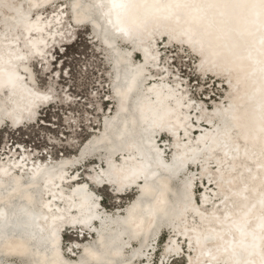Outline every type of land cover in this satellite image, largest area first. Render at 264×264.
Listing matches in <instances>:
<instances>
[{
	"label": "bare ground",
	"instance_id": "6f19581e",
	"mask_svg": "<svg viewBox=\"0 0 264 264\" xmlns=\"http://www.w3.org/2000/svg\"><path fill=\"white\" fill-rule=\"evenodd\" d=\"M58 1L0 0V130L3 120L15 130L29 126L35 122L38 111L50 105L53 98H48L52 92L37 87L33 64L38 61L41 69L50 68L47 53L57 42L64 41L58 34L65 28L64 13L70 11L72 15L67 18L73 17L75 23L71 20L72 25L89 24L94 31L92 40L101 43L107 51L106 56L113 58L114 93L109 89L111 99L108 102L115 103L117 110L115 114L111 113L109 120L103 121L100 131L104 136L99 137L102 134L99 133L96 137L101 138L99 141L108 139L109 142L115 136L121 138L118 140L120 151L113 155L111 162L112 171L118 174L115 178L106 176L102 181L95 179L94 183L101 185L107 181L106 186L118 196L135 190L137 195L125 208L121 219H117L120 225L96 231L95 244L79 243V238L86 239L84 234L79 235V230L92 232L88 224L75 222L91 204L96 207L101 200L85 183L89 182L88 178L83 181L80 173L87 164L84 151L94 143L93 138L87 139L75 156L63 155L62 160L56 162L31 157L29 150L21 145L15 151L9 148L2 156L0 154V175H6L11 183L0 189V225L5 228H2L0 250L20 253V256L5 258L0 264H88V261L134 264L138 259L141 264L149 263L151 260L146 252L151 251L153 237L160 232V227L154 224L157 213L174 215L180 211L174 209L177 205L182 209V217L170 226L169 241L157 264H169L181 255L184 264H264V19L256 22L260 26L253 28L256 31L254 37L240 33L249 26L248 22H253L254 16L263 14L261 17L264 18L261 0H60L66 8H57L53 15L45 17V11ZM90 7L96 9L97 18L86 16L85 9ZM203 11L206 14L200 29L204 34L199 31L194 34L189 29V21L195 18V12ZM130 18L133 20L126 35L134 33L138 39L147 37L146 42L123 39L121 42L125 47L119 48L117 43L112 51L107 46L109 41L101 38L94 29L95 25L104 23L110 32L122 31V25ZM160 19L162 22L153 27V21ZM143 22L147 26L141 31L138 26ZM175 23L176 27L172 28ZM224 27L228 33L223 34ZM229 32L239 42V47L224 60H212L211 45L217 39L224 41L227 36H232ZM159 40L166 47L185 48L194 54L201 77L211 74L209 78L228 84L224 85L226 93L222 95L227 100L222 107H217L221 110L216 113L220 114L219 121H200L199 113H196L197 122L190 120V113L197 111V107L187 104L185 92L180 93V89L168 83L167 71L152 70L162 64L158 57ZM132 50L139 54L140 61L129 59ZM226 51L230 53L228 46ZM115 58L130 62V67H125L128 74L123 79L119 77L121 70L114 68ZM209 63L213 70L224 71L222 75L202 69ZM154 75L161 78L150 80ZM37 99L42 100L38 102ZM69 99L64 98L66 103ZM130 99H133L130 104L133 111L129 110V104L123 108V101ZM27 110L30 114L21 118L20 114ZM11 111L14 112L5 116ZM26 118H30L28 123ZM139 118L142 121L148 119L147 126L160 125L166 130L145 137L138 135L135 140L131 132L138 128ZM107 124L113 127L109 135ZM189 132H194L193 139ZM163 135L171 140L168 159L163 146L156 143ZM145 140L151 143L156 157L165 163L177 165L179 157L191 159L185 168L199 171L200 181L196 184L201 182L203 188L198 199L194 198L196 178L183 181L176 190L175 175L159 174L157 169L148 166L145 147H142ZM82 155V162L71 164ZM200 160L203 161L199 163ZM94 163L89 178L110 167L106 153L102 157L99 155ZM99 163L101 172L97 168ZM131 175L132 179L128 180ZM3 180L0 176L1 185H4ZM111 181L128 183V186L121 184V188H117ZM14 198L20 203L12 204L7 210V203ZM85 204L88 207L84 208ZM189 207L191 210L188 211ZM120 211L117 207L109 215L117 218ZM94 212L99 214L100 211ZM7 223L20 224V229L12 233V225ZM62 230L78 234V239L73 242L75 245L68 248L73 253H69V257L61 247ZM181 242L188 249L185 254ZM132 245L133 248L145 247L144 255L135 254Z\"/></svg>",
	"mask_w": 264,
	"mask_h": 264
},
{
	"label": "rangeland",
	"instance_id": "374dc122",
	"mask_svg": "<svg viewBox=\"0 0 264 264\" xmlns=\"http://www.w3.org/2000/svg\"><path fill=\"white\" fill-rule=\"evenodd\" d=\"M61 4L59 0L50 9L45 11L44 16L46 17L49 14L53 15L54 10L57 8L58 10L65 9L66 6ZM70 14V11L64 13L62 21L65 28L58 34L64 41L61 43L57 42L56 46L52 47L47 53L50 68L48 70L41 69L38 61H35L33 64L37 87L41 90H49L52 92L53 96L51 95L50 97L53 99L50 101V105L38 111L35 122L29 126L15 130L7 125L8 121H2L4 124L3 129L0 130L1 156L4 152L9 151V148L15 151L21 145L29 150L31 157H35L41 161L46 158H48L49 162L61 161L63 155L65 157H73L79 153V147L87 139L93 138L92 142L97 143L104 136L100 131V128L103 127V121L105 122L106 119L109 120L111 113L115 114L117 110L115 103L113 105L108 102L111 99V93H114L112 81L114 80L115 74L111 64L113 58L111 60L109 56H106L107 51L101 43H98L97 40H92L91 33L94 31H92L91 26L89 24L73 26L71 23V20L74 22L73 17L67 18ZM158 42H160L158 44V57L162 59V64L157 67H152V70L167 71L168 83L175 86L176 89H180V93L185 92L184 99L187 104L191 107H197V111L193 114L190 113V120L194 119L197 122L196 113H199L200 121L211 120L210 117L212 115L221 111L217 107H222L227 100L222 95L226 93V87L224 85L227 86L228 84L224 81L219 82L217 79L209 78L208 75L211 74L201 77V70L197 69L199 64L196 62L197 57L190 53V51H186L185 48L166 47V44L162 43L161 40ZM121 47H125L123 42L119 45V48ZM130 54L131 59L140 61L139 54L135 51H130ZM160 78V75L150 76V80ZM68 97L70 99L66 103V99L64 100V98ZM35 114L34 117L36 116ZM28 119L30 118H26V123H28ZM211 122L214 123V121ZM98 134L101 137L100 139L96 137ZM189 135H191V139L194 138V132H189ZM184 138L185 136L181 138L182 142ZM156 143L159 147L163 146L165 157L168 159L170 156V147H172L171 140L166 135H163V137L157 138ZM194 143L196 142L194 141ZM92 145L90 144L87 148L88 154L86 153L84 155L87 164L80 171L82 180L85 181L88 178L89 182L85 181V183L93 193L99 195L101 198V202L99 201L96 204V209L98 212L100 211L99 214H103V216L112 220L114 217L112 215L110 217L109 212L111 214L115 208L119 207L121 208L120 213L122 214L119 213L117 218L114 219H121L120 217L125 213V208L130 202L134 201L137 190L129 191L124 196H118L113 189L104 184L105 182L101 185L95 184L93 177H97V175L93 174L92 178H89L90 172L93 171L91 165L95 166L96 164L94 162L99 159V155L102 157V155L105 156V153L101 151L93 153L91 151ZM82 158L83 156L78 161H72L71 164L77 165L83 161ZM202 161L200 160L199 163ZM100 165V163L97 164V168L101 172ZM60 166L62 167L63 164ZM198 174L199 171L197 169L185 168L180 175L174 178V188L178 190V184L194 177L196 179L193 186L197 190L194 198L198 199L201 194L200 189L203 188L201 182L198 185L196 184V181H200V175ZM111 190L114 194L111 193ZM95 224H97L96 226L98 228L96 231H100L101 226L98 223ZM169 229L170 227L160 228V232H156L158 236L153 237L151 251L148 250L146 252L151 261L145 264H157L162 249L169 241ZM62 231L61 247L63 253L69 257V253H73L68 251V248L71 245H75L73 242L78 239V234L72 231ZM79 232V235L84 234L86 236V239L79 238L81 241L79 243H96L97 239L94 238L95 232L91 231L92 234L86 232L89 235L81 232V230ZM82 240L84 241L82 242ZM181 244L183 246L185 245L184 242H181ZM135 247L133 248L132 245V251L134 250L137 255L141 254L140 256H143L146 248ZM185 250L188 249L184 246L183 253ZM181 256L179 259H172L169 264H184L185 261ZM141 263L140 259L134 262V264ZM4 264L8 263L5 262Z\"/></svg>",
	"mask_w": 264,
	"mask_h": 264
},
{
	"label": "water",
	"instance_id": "95a60500",
	"mask_svg": "<svg viewBox=\"0 0 264 264\" xmlns=\"http://www.w3.org/2000/svg\"><path fill=\"white\" fill-rule=\"evenodd\" d=\"M2 1V0H1ZM260 1V0H258ZM242 4V3H241ZM3 5V3L1 4ZM236 5V4H235ZM118 6V5H117ZM120 6V5H119ZM143 4H141V8H143ZM230 8H232V5L230 6ZM136 10H139V8H136ZM96 9L94 7H90L88 9H85V13H86V16L88 17H96V13H95ZM159 12V11H158ZM159 14V13H157ZM206 14V11H203L202 13H198V12H195V18H193L192 20L189 21L190 25H189V29H191L193 31L194 34H198L197 32L199 31V34L203 35L204 34V30L201 32V29H200V26L202 25V20L204 18V15ZM263 14H260V15H256V17L254 16V19H253V22H248L249 23V26L246 27L244 30L240 31V33L242 35H246V36H252L254 37L255 34H256V31H254V27H257L259 28L260 24L256 23L260 18L261 19H264L263 17H261ZM98 17V16H97ZM96 17V18H97ZM258 18V19H257ZM132 18H130V21L128 20V22H125L124 25H122V31H118V32H110L108 29V27H106V25L104 23H101L99 25H95L94 26V29L95 31H98L99 35L101 38H106L108 41H109V45L108 48H110L112 51H114V48H116V44L117 45H120L121 43V40H126V41H137L139 43L141 42H146L148 40L147 37H144V39H138V37H134V33H132L133 35H129L127 36L126 35V31H129L130 30V26H131V22H132ZM230 21V17L228 16V19H227V22ZM162 22V19H160L159 21H153V27L154 26H157L159 25L160 23ZM219 22V21H217ZM259 22V21H258ZM179 23V22H177ZM143 26V27H142ZM144 26H147V24L145 22H143L140 26H138L139 30L143 31L144 30ZM176 27V23L174 26H172V28ZM223 31V34L225 33H228V30H226V28L224 27L222 29ZM120 32H123V33H120ZM169 32V31H168ZM210 33H214L213 35L217 34V32H210ZM166 34V33H165ZM230 35H232V33L229 32ZM133 36V37H132ZM166 36V35H165ZM178 38H181V37H178ZM214 38H216L214 36ZM213 38V39H214ZM215 44H212V51L210 52V55L212 56V60H215V61H220L221 59L224 60V57H228L231 55V52H233L236 48L239 47V42L237 40H235L234 36H227L226 40L224 41H220L219 39L215 40L214 41ZM116 46V47H115ZM229 47V50H230V53L228 51H226V47ZM227 52V53H225ZM115 53L113 52V55ZM130 57V56H129ZM116 59V62L114 61V68L116 70H121L120 72V79H123V76L127 73V69L125 67H130L129 65V60H127L128 63H124V62H120L118 60V58H115ZM131 59V57L129 58ZM202 69H205L207 71H214L220 75H222V72L224 71H215L213 70V66L209 64L207 65H203L202 66ZM143 77V75H141ZM116 82H117V79H116ZM120 82V80H119ZM9 86V85H8ZM51 97H49L48 99H50ZM42 99H37L38 102H40ZM44 100V98H43ZM132 100L133 99H130L129 101H123V108L125 109V107L128 105L129 107V110L130 111H133V109L131 108V103H132ZM126 104V105H125ZM12 112L14 111H11V112H8L6 113L5 116H8L9 114H11ZM125 111H123L124 113ZM121 113V112H120ZM30 114V110L28 111H24V114H20L22 117L21 118H25L27 117L28 115ZM220 116V114H214L212 115L210 118L212 121H219L218 120V117ZM19 119L17 118L16 122L18 121ZM139 120L138 122V128L133 130L132 129V135L134 136L135 140L136 138H138V135H142L143 137H145L146 135H152L154 132L156 131H159V130H166L165 128L166 127H163V126H147V121L148 119H144L145 121H142L139 119H137V121ZM118 124V123H117ZM133 124V123H131ZM181 129V127H180ZM113 130V127L109 124H107L106 126V133H111V131ZM176 132V130L174 131V133ZM119 138L118 136H115L114 138H112V141L109 142L108 139H103L99 142H97L96 144L93 143V145L91 146V151L94 153L97 151H101V152H104L106 153L107 155V161L110 165V167L108 168V171H104V174L101 173L100 176H94L93 179L95 180H101L102 178L108 176V177H114L117 176V172L116 171H112V159H113V155L116 153V152H119L120 151V148L118 147V143H119ZM138 147H139V144L137 143L136 144ZM142 147H145L144 150H145V155H146V160L149 161V167L150 168H155L157 169V172L159 174L161 173H172L173 176H177V175H180V173L182 171H184L185 169V166L188 165L190 162H191V159H185L183 160L182 158H178L177 160H180L178 162L177 165H174V164H171V163H165L164 161L160 160L158 157H156V154L154 152V149L152 148L151 146V143L149 141H144L143 142V146ZM88 149H86L84 151V155H86ZM149 151V152H148ZM88 154V153H87ZM83 156V155H82ZM2 178H4L3 181H5L3 184L4 185H1L0 183V189H5L6 187H9L11 183H8V177H6V175H4L3 173L0 175ZM132 176H129L128 177V180H131L132 179ZM105 182L104 184H108L107 181H103ZM112 183H114V185L117 187V188H121V184L120 182L118 181H111ZM128 183L126 184H122V186H128L127 185ZM134 186V185H133ZM111 193L114 194V192L111 190ZM39 194V193H38ZM123 199V198H122ZM191 200H192V197H191ZM117 201V200H116ZM115 201V202H116ZM184 202V201H183ZM18 203H20V200L19 199H11L9 201V203H7L6 205V209L9 210L10 207H12V204H15V205H18ZM184 204V203H183ZM85 207H88V204H85L84 205V208ZM176 207V208H175ZM174 209H177V210H180L178 213L172 215H168L166 216V214H159L157 213L158 215V218H156V220L154 221V224L155 226H159L161 229L162 228H166V227H170L172 225H175L176 222H178V218L179 217H182V209L179 208V206H175ZM188 211L191 210V208L189 207L187 209ZM92 211H96V207L95 205H92L89 206V208H87L83 213L80 214V220L78 222H75L76 224H88L90 225L92 223V225H90L89 227V230L90 231H93V232H96V230L98 229L97 228V224L95 223H101L102 225V229H110V228H114V227H117V225H120V221H117V219H112L110 220V218H106L105 216H103V214H96V212H94V214L92 213ZM90 216V217H88ZM16 219H13V222H15ZM8 226H11L12 225V228L10 229V231H12V233H15L17 232L19 229H20V224L18 225H15V224H12V223H7ZM5 226V227H8V226ZM2 226L0 225V240L3 238V232H2ZM96 228V229H95ZM5 229V228H3ZM94 229V230H93ZM116 229V228H115ZM119 229V228H117ZM86 233V232H85ZM86 235H89L88 233H86ZM44 242V240L42 239V243ZM97 242V241H96ZM136 254V253H135ZM134 254V258H136V255ZM20 256V253H6L4 251H1L0 250V260H4L5 258H9L11 256ZM132 255V254H131ZM88 264H109V263H106L105 261H88Z\"/></svg>",
	"mask_w": 264,
	"mask_h": 264
},
{
	"label": "snow or ice",
	"instance_id": "6c2138e0",
	"mask_svg": "<svg viewBox=\"0 0 264 264\" xmlns=\"http://www.w3.org/2000/svg\"><path fill=\"white\" fill-rule=\"evenodd\" d=\"M261 3L264 4V0H261Z\"/></svg>",
	"mask_w": 264,
	"mask_h": 264
}]
</instances>
